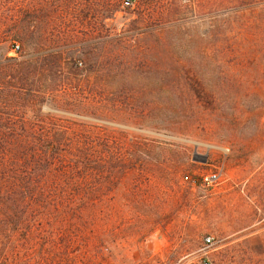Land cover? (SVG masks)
Masks as SVG:
<instances>
[{
  "label": "rangeland",
  "instance_id": "rangeland-1",
  "mask_svg": "<svg viewBox=\"0 0 264 264\" xmlns=\"http://www.w3.org/2000/svg\"><path fill=\"white\" fill-rule=\"evenodd\" d=\"M17 1L23 2L0 0L7 8H0V22L15 20ZM124 1L70 2L71 10L91 5L93 11L82 13L89 18L114 10L102 20L100 34L79 48L119 59L120 39L121 60L129 69L138 57L149 62L126 79L102 87L97 82L98 106L108 116L76 114L49 101L36 107L156 141L152 150L132 149L137 162L145 169L166 163L154 171L155 183L149 176L131 185L125 179L103 199L104 221L113 232L117 226L118 235L110 232L100 246H74V264H202L204 258L211 264H264V0L244 7L236 0H132L129 6ZM25 2L39 3L43 22L58 25L50 4L63 6L61 0ZM146 30L152 32L138 35ZM159 30L170 49L155 50L150 34ZM79 48L73 50L74 70L76 63L86 66ZM19 56L29 51L0 46V61ZM155 103L162 107L155 109ZM140 104L150 106L145 118L128 113ZM211 173H219L217 183L203 185L202 176ZM150 185L151 193H143Z\"/></svg>",
  "mask_w": 264,
  "mask_h": 264
},
{
  "label": "trees",
  "instance_id": "trees-1",
  "mask_svg": "<svg viewBox=\"0 0 264 264\" xmlns=\"http://www.w3.org/2000/svg\"><path fill=\"white\" fill-rule=\"evenodd\" d=\"M71 1L61 0L63 6L50 4L51 17L58 25L51 19L43 22L42 6L25 0L14 3L18 16L11 24L0 22V28L5 27L0 46H10L16 53L29 51L26 58L0 61V264H74V246L79 251L92 241L98 245L110 232L118 235V227L114 226L113 232L104 221L103 199L116 192L125 179L131 185L149 176L155 183L154 171L166 163L157 162L145 169L137 162L136 150L132 149L152 150L158 146L156 141L36 107L49 101L57 109L104 118L109 112L98 106L97 82L102 87L149 65L148 60L138 57L139 64L129 69L121 60L120 39L115 44L119 59L84 45L79 48L77 44L100 34L102 20L114 10L108 7L105 16L95 12L89 18L82 13L93 11L91 5L81 8L79 3L71 10ZM118 1L122 3H110ZM252 1L236 3L244 7ZM0 8L7 9L5 4ZM69 9L73 14L66 13ZM151 32L138 35L145 37ZM150 37L156 51L170 49L163 30ZM74 48H79L77 55L86 65L76 63L78 70L73 67ZM61 72L67 75L61 76ZM158 106L162 104H154L155 109ZM135 109L128 113L137 112L145 118L150 106L140 104ZM179 172L182 170L173 174ZM151 185L143 193H151Z\"/></svg>",
  "mask_w": 264,
  "mask_h": 264
},
{
  "label": "built area",
  "instance_id": "built-area-1",
  "mask_svg": "<svg viewBox=\"0 0 264 264\" xmlns=\"http://www.w3.org/2000/svg\"><path fill=\"white\" fill-rule=\"evenodd\" d=\"M124 4L126 6H129L130 4H132V0H126ZM218 179H219V173H211V174L202 176L201 181L203 185L211 186L212 184L217 183ZM211 241H212L211 238L205 239L206 245H210L212 243ZM202 264H211V262L207 258H204L202 260Z\"/></svg>",
  "mask_w": 264,
  "mask_h": 264
}]
</instances>
